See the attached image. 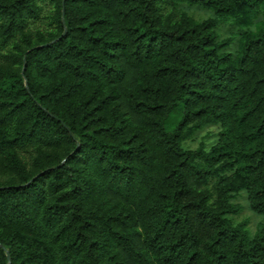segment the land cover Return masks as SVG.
<instances>
[{
    "label": "trees",
    "instance_id": "trees-1",
    "mask_svg": "<svg viewBox=\"0 0 264 264\" xmlns=\"http://www.w3.org/2000/svg\"><path fill=\"white\" fill-rule=\"evenodd\" d=\"M0 244V264H264V0H0Z\"/></svg>",
    "mask_w": 264,
    "mask_h": 264
},
{
    "label": "rangeland",
    "instance_id": "rangeland-1",
    "mask_svg": "<svg viewBox=\"0 0 264 264\" xmlns=\"http://www.w3.org/2000/svg\"><path fill=\"white\" fill-rule=\"evenodd\" d=\"M182 10L197 20H203L212 16L210 10L203 9L201 7L183 5L177 8L178 12H181ZM216 30L219 39H224L227 37L234 38L233 42L228 47H226L227 51L234 52L236 50L237 39L236 34L234 35V33H238L240 31L239 27L232 24L231 22H219L216 26ZM219 131V126L209 125L207 127H203L202 129L196 131L192 135V137L185 140L182 144L186 149H195L199 146H202L205 150H208L217 141ZM232 202L240 206V210L238 211V213L232 215V220L235 223L243 222L245 224V228L248 231V234L252 236L262 224L263 217L250 210L248 201L246 199V192L244 190L236 193Z\"/></svg>",
    "mask_w": 264,
    "mask_h": 264
},
{
    "label": "water",
    "instance_id": "water-1",
    "mask_svg": "<svg viewBox=\"0 0 264 264\" xmlns=\"http://www.w3.org/2000/svg\"><path fill=\"white\" fill-rule=\"evenodd\" d=\"M63 13H64V9H62V16H63ZM0 247H2L1 244H0ZM7 258H9L8 254H7Z\"/></svg>",
    "mask_w": 264,
    "mask_h": 264
}]
</instances>
